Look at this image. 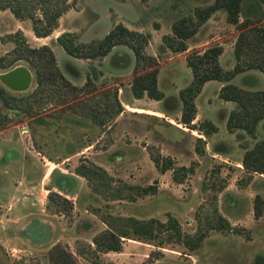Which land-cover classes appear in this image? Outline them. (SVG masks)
I'll return each instance as SVG.
<instances>
[{
  "label": "rangeland",
  "instance_id": "rangeland-1",
  "mask_svg": "<svg viewBox=\"0 0 264 264\" xmlns=\"http://www.w3.org/2000/svg\"><path fill=\"white\" fill-rule=\"evenodd\" d=\"M211 1L75 0L71 7L59 16L53 31L38 38L31 31L29 19H17L8 9H0V54L12 46L10 41L2 40L1 37L16 29L23 32L26 41L32 46L48 44L53 50L58 67L72 83L81 85L85 74L91 75L95 88L88 93L92 95H85L84 103L88 104L87 107L98 105V112L103 113H100L98 119H102L108 111L106 104L111 100L107 90L113 87L127 89L126 84L132 74L131 51L124 46H115L100 59H82L68 55L56 41V36L62 31H71L76 41H87L101 37L117 21L131 28H141V31L150 33L145 51L157 57V86L165 95H174L180 87L188 83L191 74L184 62L183 53L176 55V52L164 49L160 36L170 30V24L175 18L191 13L195 5H204ZM250 11L264 14V8L255 10L250 2H245L240 17L245 13L252 14ZM202 24L188 38L187 52L217 43L222 46L223 65L229 60L233 62L231 47L237 29L225 21L224 12L216 10ZM205 41L207 43L201 45ZM13 70H22L21 75H27V83H9L7 77ZM20 79L22 76L15 78L17 81ZM229 82L244 88L259 89L264 87V74L257 69H248L235 74ZM218 83L220 81L215 79L205 81L195 97L200 116L203 114L205 119L212 120L218 126L217 130L209 135L197 129H189L177 121L175 114L179 103L175 105L170 100L164 102V99L155 101L146 96L139 97L134 102L150 110L159 109L162 113L137 111L122 105V109L128 108L140 113L114 114L112 119L104 121L103 126L94 121L91 115L81 112L79 105L83 102L76 103L79 102L77 99L66 109L63 105H58L56 98L44 96L39 101L41 105L37 113L30 116L21 112L9 113L0 105L2 113H9V120L3 125L0 124V264H47V246L59 236L60 231L72 233V239L63 238L62 233L60 242L65 243L71 250L78 264H264V175L260 177L253 174L248 182L242 184L246 175L239 163L243 148L238 142L245 139L250 145L264 135V130L259 123L255 137L241 134L238 138L235 133L226 131L222 119L227 105L217 96ZM0 85L15 95H25L35 85L33 70L24 61H17L6 69H0ZM128 92L125 97L121 93L120 99L123 102H129L126 97L129 99L131 94ZM229 103L234 106V102ZM201 119L204 118L199 117V120ZM158 141L161 143V154L169 156L174 166L182 164L190 167L182 182L176 183L172 180L170 169L158 171L148 158L142 146L145 142L154 144ZM89 142L92 143L91 147L74 154L64 164H71L74 168L79 161L88 163L99 156L104 159L105 154L111 157L122 154L124 160L116 159L108 165L107 170L112 174L110 175L134 184L154 183L156 191L132 201L123 199L115 202L103 199L97 192H91L82 177L79 183L73 182L70 188L76 185L80 195L77 199L83 197L84 201L87 200L85 187L88 188L94 197L87 200L88 210L73 216V209L69 217L62 212H56L62 214L61 225L55 222L58 233L41 240L44 229L36 228V220L45 217L53 221L56 218L48 216L47 214L54 213L47 212L44 206V188L48 182L57 179L54 174L45 179L46 181L41 178L44 168L53 166L47 159L60 158L72 151V147ZM110 142L111 147L103 150ZM24 176L34 182L39 181L32 192L36 195L33 198L35 221L24 231V227H21L20 231L15 232L9 229V224L14 222L10 219L13 216L10 214L11 210L6 209V206L13 204V198L17 195L14 193V184L18 178L24 181ZM219 178L224 179L226 183L224 188L217 192L218 210L230 224L243 227L242 234L211 229L193 249L186 248L182 243L157 247L141 240L128 242L123 239L118 254L108 251L81 256L77 253L78 244L90 243L91 235L99 229V219L91 209L94 207L106 213L133 215L138 218L153 216L161 220L165 218L166 212H170L177 218L182 231L192 232L197 223L195 212L200 214L199 205L204 201L205 193L217 188ZM202 186H205V192L201 191ZM255 193L260 194L263 200V210L257 218L252 214V199ZM103 225L105 227V224ZM16 227H19V224ZM7 230L12 233L9 237L15 240L13 243L5 238L4 233ZM11 247L18 250L15 255L8 253ZM156 248H159L161 253L150 254L147 258L150 250H157Z\"/></svg>",
  "mask_w": 264,
  "mask_h": 264
},
{
  "label": "trees",
  "instance_id": "trees-1",
  "mask_svg": "<svg viewBox=\"0 0 264 264\" xmlns=\"http://www.w3.org/2000/svg\"><path fill=\"white\" fill-rule=\"evenodd\" d=\"M74 1L0 0V9H8L17 19H29L34 36L44 37L53 31L58 24L59 16L68 10ZM245 2H250L255 10L264 8V0H212L204 5H195L191 13L175 18L170 24V30L161 34L160 40L164 47L172 52L184 51L187 48V39L216 10H222L225 21L237 29L232 45L231 67L225 68L219 63L218 56L222 52V46L217 43L207 45L202 50H190L184 55L191 76L188 83L177 90L176 96L164 97L163 91L157 86V57L145 51L150 37L149 32L129 28L117 21L101 37L76 41L73 32L62 31L55 39L68 55L82 59H100L115 46L126 47L132 53V74L128 82L131 95L134 98L146 96L155 100L164 97V102L170 100L172 104L179 103L177 121L189 129L200 130L205 135L216 131L217 126L205 118L196 123L192 122L196 114L194 98L205 81L218 80L222 84L217 89V96L222 100L234 102V107L229 109L225 116L226 131L235 133L237 138L241 134L255 137L259 123L264 130V87L249 89L229 82L235 74L248 69H257L264 74V14L259 15L255 11H250L252 14L245 13L241 18L240 12ZM1 39L10 41L12 46L0 54V69H6L17 61H24L33 70L35 81L33 89L25 95H15L0 85V105L9 113L21 112L24 115H33L41 105L39 101L47 95L56 98L58 105H63L66 109L74 99L79 100L76 103L83 102L79 105L82 108L81 112L84 115H91L92 119L101 126L106 119H112L114 114L121 111L123 106L117 97V87H113L107 90L111 97L106 104L108 111L104 113L102 119H98L102 113L98 112V105L87 107L88 104L84 103L85 95L95 88L91 75L86 73L81 85L72 83L58 67L48 44L42 43L36 46L28 44L19 29L4 34ZM72 75L76 76L74 73ZM90 95L92 94H88ZM8 112L0 111L1 125L9 120ZM238 142L243 148L239 163L246 175L242 183L244 184L253 174L264 175V135L255 139L250 145L245 139ZM144 148L158 171L164 172L170 169L174 182L183 181L190 170L189 166L182 164L174 166L172 159L163 156L159 147L153 143L144 144ZM73 172L85 179L91 192L99 193L105 200L132 201L156 191L154 183L140 185L113 178L103 167L93 162L79 161L74 166ZM225 183L224 179L219 178L217 188L205 193L206 197L199 205L200 214L198 211L195 212L197 223L192 232L182 231L177 218L170 212H166L165 218L161 220L153 216L138 218L133 215L106 213L96 207L91 208L105 227L91 235L90 243L78 244L76 251L81 256L108 251L118 252L121 251L123 239L127 238L145 241L157 247L182 243L186 248L193 249L211 229L242 234L244 228L230 224L218 210L217 192L224 188ZM201 191L205 192V186H202ZM262 204V197L255 193L252 199L254 218L262 213ZM44 206L49 213L62 212L69 217L74 204L71 199L49 188ZM156 249L150 250L146 257L161 253L159 248ZM46 259L47 264H78L71 250L60 241L53 242L47 248Z\"/></svg>",
  "mask_w": 264,
  "mask_h": 264
},
{
  "label": "crops",
  "instance_id": "crops-1",
  "mask_svg": "<svg viewBox=\"0 0 264 264\" xmlns=\"http://www.w3.org/2000/svg\"><path fill=\"white\" fill-rule=\"evenodd\" d=\"M203 25V24H202ZM201 26V25H200ZM128 27V26H127ZM131 28V27H129ZM134 28H137L138 30H140L141 28L139 27H134ZM133 28V29H134ZM168 32V31H167ZM166 33V32H165ZM38 38V37H36ZM234 41V40H233ZM207 43V41L201 43V45H205ZM233 43V42H232ZM160 44V43H158ZM233 45V44H232ZM207 45L205 46H202L199 50H202L203 48H205ZM188 39H187V48L184 50V51H181V52H176V55L180 54V53H183V59H184V55L187 53V49H188ZM114 48V47H113ZM112 48V49H113ZM232 48V47H231ZM52 49V48H51ZM164 49H166V47H164ZM53 51V50H52ZM167 52V50H165ZM170 52V51H169ZM153 54V53H152ZM221 55H222V52L219 54L218 56V60H219V63L225 67V68H228V67H231L233 62L231 60H229L227 62V64L225 63V65H223L222 63V60H221ZM185 62V61H184ZM232 62V63H231ZM69 79V78H68ZM70 80V79H69ZM71 81V80H70ZM74 84H76L75 82H73ZM82 83V82H81ZM79 83V84H81ZM222 84V82L218 83V87L217 89L219 88V86ZM127 85V89H123L121 90L119 87H117V97L120 101V103L125 107L127 105L128 108L130 109H136L137 111L139 110H150L149 108H146V107H141L139 106L138 104H136V100H138L137 98H134V97H131L130 95V98L127 100L129 102H123L121 99H120V95L122 93V95H124V97L126 95H128L127 93H129L128 91L129 90V87H128V83L126 84ZM203 86V85H202ZM202 88V87H201ZM164 93V92H163ZM131 94V93H130ZM177 94V92H176ZM176 94L172 95V96H176ZM167 96H170V95H165L164 93V97H167ZM197 96V95H196ZM195 96V97H196ZM163 97V98H164ZM162 98V99H163ZM133 99V100H132ZM161 99V100H162ZM131 100V101H130ZM155 101H159V100H155ZM194 103H195V98H194ZM226 103V110L225 112L223 113V119L222 121L224 120V124H225V116L228 112L229 109L233 108V104H230L228 100H223V104ZM195 107H196V114H195V117L193 118L192 122H196L197 120H199V117H204V115L202 114V116H200L199 114V111H198V107L195 103ZM225 107V106H224ZM128 108H124L122 109L120 112H119V115L124 112L125 114H128V115H134L133 113H140V112H135L133 110H128ZM178 108H179V104H178ZM150 111H153L154 113H162L161 110L159 109H155V110H150ZM176 117L179 116V109L177 111V113L175 114ZM207 119V118H206ZM210 120V119H209ZM212 121V120H211ZM214 123V122H213ZM215 124V123H214ZM171 125V124H170ZM216 125V124H215ZM217 126V125H216ZM106 127H109V125H106ZM176 127V126H174ZM177 128V127H176ZM218 128V126H217ZM178 130H180L179 128H177ZM183 132V130H180ZM201 135V134H200ZM191 140V138H189ZM188 139V140H189ZM97 140V139H96ZM148 143V142H145V144ZM155 145H157L159 147V150L160 152L162 153L161 151V143L158 141V142H155L154 143ZM111 142L105 147V149L103 150H107L108 148H110L111 146ZM92 146V143H85L84 145L83 144H80L76 147H72V151H70L69 153H66L65 155L61 156L60 158H56V159H52V158H49L47 159V161L51 162L53 166H46L44 168V171L41 175V178L43 179V181L47 178H49V176L51 174H54L57 176V179H55L54 181H52L51 183L48 182V184H46L47 186H45L44 188V192L45 194L47 193L48 189H53L57 192H59L60 194L66 196L67 198L71 199V201L73 202L74 204V207L73 209H75V213L73 214V216H75L77 213H82L83 212H86L88 210V207L86 205L87 203V200L88 199H94L93 196H91V194L89 193V190H87L88 188L85 187V197L87 200L84 201V198L83 197H80V200L79 198L77 199V197H79L80 195L78 190H77V187L76 185L74 187H71V184L74 182V184L76 183H79V179H81L82 177L77 175L76 173L73 172V166H71V164L67 165V164H64L65 161H67L68 158L72 157L74 154L76 153H80L82 151H85L84 149H87L88 147H91ZM144 148V145L142 146ZM133 149H136L135 146H132ZM102 150V151H103ZM242 151L241 150V153H240V157H241V154H242ZM106 156L103 158H101L102 156H99L96 160L95 159H91L93 163L103 167L107 172L108 174H111L109 173V171L107 170L108 169V165H111V162L113 160H116V159H125L124 155L122 154H119V155H113V157L111 156H108L107 154H105ZM112 175V174H111ZM258 175V174H257ZM260 176V175H259ZM261 177V176H260ZM25 180L22 181L21 178H18V180L15 182L14 184V193H17V195H11V196H14L13 198V204L11 203V206H6V209L8 208V210H11L10 211V214H12L13 216L10 218L11 221H13L14 223L13 224H9V229L17 232L21 227H24L22 228L23 231L28 228L31 223H33L34 220V216H33V212L35 211L34 210V202H33V198L34 195L32 192L34 190V186H38L39 184V181H32L31 179H28L26 178V176H24ZM46 181V180H45ZM67 181H69L67 183ZM44 194V195H45ZM83 196V195H81ZM91 197V198H90ZM115 202H117L118 200H113ZM119 201H122V200H119ZM10 205V204H8ZM13 206V207H12ZM12 207V208H11ZM78 211V212H77ZM5 212L7 213V210H5ZM48 216H50L51 218L52 217H56L55 220L51 221L52 219L50 218H42V220H36V223L38 224L36 228H39L41 227L43 230V239L41 240H44L48 237H50V235H53L58 233V230H57V227L55 228V222L58 224V225H61L60 224V219H62V214H57V213H54V214H47ZM55 215V216H54ZM81 216V215H80ZM22 223V225H20ZM19 224V227H16L18 226ZM54 224V226L52 225ZM104 223L102 221L99 220V229L100 228H103ZM24 225V226H23ZM103 225V226H102ZM60 228V226H59ZM20 231V230H19ZM55 232V233H54ZM59 236H57L51 243H49V245L47 247H49L53 242L55 241H61L60 239V236H62L61 234L63 233V238H67V239H72L73 235H71L72 233H68V232H59ZM6 235V240H8L10 243H13V240L12 237H9V235L12 236V233L9 232L8 230L4 233ZM68 234V235H67ZM4 235V236H5ZM25 236V235H24ZM9 237V238H8ZM59 237V238H58ZM26 238V237H25ZM128 242H133L135 241L134 239H130V238H127L126 239ZM39 242V241H38ZM46 247V248H47ZM115 252V251H113ZM105 253H108V252H105ZM115 253H120V251L118 252H115ZM146 255V254H144ZM189 256V254H187Z\"/></svg>",
  "mask_w": 264,
  "mask_h": 264
},
{
  "label": "water",
  "instance_id": "water-1",
  "mask_svg": "<svg viewBox=\"0 0 264 264\" xmlns=\"http://www.w3.org/2000/svg\"><path fill=\"white\" fill-rule=\"evenodd\" d=\"M21 72H22V70H13L12 72H10L9 75H8V77H7L9 83L10 82H11V84L12 83H16L17 84V83H22V82L27 83V81L25 80V78L27 77V75L26 76H23V74L21 75ZM24 74H26V73L24 72ZM21 76H22V79H20L21 82L15 80L16 77H17V79H19ZM12 85H14V84H12Z\"/></svg>",
  "mask_w": 264,
  "mask_h": 264
},
{
  "label": "built area",
  "instance_id": "built-area-1",
  "mask_svg": "<svg viewBox=\"0 0 264 264\" xmlns=\"http://www.w3.org/2000/svg\"><path fill=\"white\" fill-rule=\"evenodd\" d=\"M16 251H18L16 248L11 247L9 248L8 253H10L11 255H15Z\"/></svg>",
  "mask_w": 264,
  "mask_h": 264
}]
</instances>
